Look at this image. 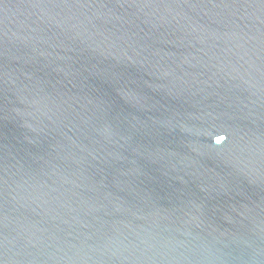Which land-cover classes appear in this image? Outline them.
Segmentation results:
<instances>
[{"label": "water", "instance_id": "obj_1", "mask_svg": "<svg viewBox=\"0 0 264 264\" xmlns=\"http://www.w3.org/2000/svg\"><path fill=\"white\" fill-rule=\"evenodd\" d=\"M0 264H264V0H0Z\"/></svg>", "mask_w": 264, "mask_h": 264}]
</instances>
